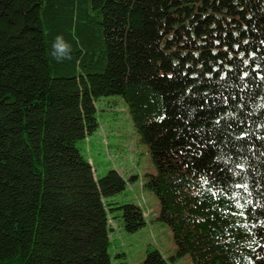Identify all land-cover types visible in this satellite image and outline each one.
Returning <instances> with one entry per match:
<instances>
[{
  "label": "trees",
  "instance_id": "1",
  "mask_svg": "<svg viewBox=\"0 0 264 264\" xmlns=\"http://www.w3.org/2000/svg\"><path fill=\"white\" fill-rule=\"evenodd\" d=\"M109 95L147 144L176 255L264 264V0H0V264H110V212L144 225L76 146Z\"/></svg>",
  "mask_w": 264,
  "mask_h": 264
},
{
  "label": "rangeland",
  "instance_id": "2",
  "mask_svg": "<svg viewBox=\"0 0 264 264\" xmlns=\"http://www.w3.org/2000/svg\"><path fill=\"white\" fill-rule=\"evenodd\" d=\"M96 130L78 140L76 146L91 163L95 176L109 169L117 170L125 180L122 191L109 197L121 204L130 202L139 205L145 223L134 231L125 230L119 210L110 212V264H139L147 250L156 249L166 264H192L188 254L176 255V246L168 225L157 219L159 201L144 183L154 173V164L147 144L141 140L124 99L109 95L95 101Z\"/></svg>",
  "mask_w": 264,
  "mask_h": 264
},
{
  "label": "clouds",
  "instance_id": "3",
  "mask_svg": "<svg viewBox=\"0 0 264 264\" xmlns=\"http://www.w3.org/2000/svg\"><path fill=\"white\" fill-rule=\"evenodd\" d=\"M52 48V55L57 61L71 59V45L67 41H65L62 35H58L55 38V42L53 43Z\"/></svg>",
  "mask_w": 264,
  "mask_h": 264
}]
</instances>
